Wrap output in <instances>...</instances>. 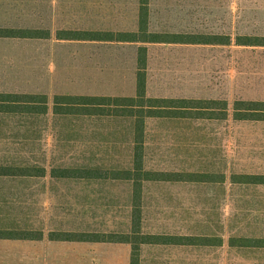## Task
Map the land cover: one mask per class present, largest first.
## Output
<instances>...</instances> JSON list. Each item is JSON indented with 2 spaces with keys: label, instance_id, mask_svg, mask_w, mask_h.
Instances as JSON below:
<instances>
[{
  "label": "rangeland",
  "instance_id": "obj_1",
  "mask_svg": "<svg viewBox=\"0 0 264 264\" xmlns=\"http://www.w3.org/2000/svg\"><path fill=\"white\" fill-rule=\"evenodd\" d=\"M138 2L0 0V27L52 31L48 39L0 41V92L47 94L51 107L55 94L135 95L140 44L58 40L55 33L58 29L135 30ZM151 6L154 31L229 35L233 42L149 44V96L221 98L231 104L238 99L264 100V46L235 42L238 35L264 37V0H152ZM129 126L126 119L0 114V164L48 169L61 164L129 166ZM145 144L147 168L227 177L226 182L214 184L146 183V225L155 231L173 228L195 235L223 233L226 238L254 234L252 228L259 220L253 212L264 211V190L234 184L231 177L264 173V122L151 119ZM50 182L49 175L34 184L20 182L19 200L27 201L21 208H28L33 188L34 205L51 211L76 199L109 202L104 208L121 211L129 203L127 183ZM84 191L91 195H79ZM52 245L43 250L20 248L21 256L13 264H130L118 254L124 249H110L118 256L106 259L99 255L104 249L91 247L99 245L85 243L83 249ZM81 251L87 253L85 261L79 258Z\"/></svg>",
  "mask_w": 264,
  "mask_h": 264
},
{
  "label": "trees",
  "instance_id": "obj_2",
  "mask_svg": "<svg viewBox=\"0 0 264 264\" xmlns=\"http://www.w3.org/2000/svg\"><path fill=\"white\" fill-rule=\"evenodd\" d=\"M151 4L152 0H139L138 24L135 30L58 29L55 33L58 40L140 44L137 52L135 95L55 94L51 107L50 97L47 94L0 92V114L45 116L52 113L56 117L126 119L130 122L132 149L129 166L104 168L61 164L48 169L35 164H0V176L20 178L21 182H27L26 179L41 181L47 179L49 175L51 182L127 183L129 185V203L126 210L121 211L116 207L106 209L104 207H109L110 203H99L96 199H76V202L70 206L66 203L64 207L61 206L60 209L51 211V225L56 228L51 231L50 236L52 240L62 241L131 243L133 244L131 264H139V249L143 243H189L196 246H208L219 245L225 241L224 237L219 235L142 233L145 218L144 186L146 183L214 184L227 181V177L223 173L147 168L145 142L148 121L151 119L228 120L232 118L238 122H264V100L238 99L231 104L227 99L221 98L153 97L148 95L149 44L229 45L233 42L229 35L154 31L150 29ZM51 36L50 29L0 27V38L4 39H48ZM235 42L237 45L243 46H264V37L238 35ZM231 180L234 184L264 185V173H235ZM48 189L50 192V186ZM32 194L29 197L31 202L34 199ZM50 195L52 194L50 193ZM79 195L88 197L91 194L84 191ZM26 203L27 201H20V208ZM28 207H31V204ZM22 209L24 208H21V211H23ZM127 226L130 227L129 231L124 230V227ZM87 228L92 229L88 231ZM113 228L119 229L109 230ZM38 232L0 229V239H34ZM228 242L232 247H252L259 243L264 246V238H254L249 235H230Z\"/></svg>",
  "mask_w": 264,
  "mask_h": 264
},
{
  "label": "crops",
  "instance_id": "obj_3",
  "mask_svg": "<svg viewBox=\"0 0 264 264\" xmlns=\"http://www.w3.org/2000/svg\"><path fill=\"white\" fill-rule=\"evenodd\" d=\"M0 38V41H3ZM27 183L34 184V180L26 179ZM46 180V179H44ZM20 178L2 177L0 176V229L5 230H30L37 232V238L34 239H0V264H13V261L21 256L20 248H36L43 250V248L53 245H80L81 249L84 248L85 243L91 245L94 249H104L99 255L106 256V259L118 256L116 251L110 249H124L123 255L127 262H132L133 244L131 243H116V242H95V241H66V240H52L51 231L56 228L51 225L50 217L51 210L44 207L39 209L34 205V199L31 207L21 211L20 208ZM15 185V187H14ZM264 190V185H253ZM34 191V192H33ZM33 194L37 192L33 188ZM31 190L29 192L32 194ZM50 193V192H49ZM255 219L259 220L257 227L254 226L252 231L254 238H264V219L261 222V217L264 218V211L257 210L253 212ZM253 219V221H255ZM255 223V222H254ZM254 225V224H253ZM252 227V226H251ZM125 231H129L130 227H124ZM258 228V229H257ZM92 229V228H91ZM91 229L87 228L88 231ZM113 228L109 230H116ZM254 229V230H253ZM108 230V229H101ZM142 233L145 234H160V235H195L192 231L180 232L177 229L169 230L162 229L155 231L154 228L145 224L142 225ZM219 235L224 237L225 241L219 245L196 246L195 244H179V243H143L139 249V264H264V246L261 243L255 244L252 247H232L229 246L228 238L223 233L211 234L209 236ZM236 235V234H234ZM52 245V246H53ZM102 245V246H100ZM101 247V248H100ZM105 249L109 251H105ZM66 254L69 252L66 251ZM62 254L66 257L68 255ZM86 254L84 251L79 253L81 261H85ZM29 255V254H27ZM119 256V257H120Z\"/></svg>",
  "mask_w": 264,
  "mask_h": 264
}]
</instances>
